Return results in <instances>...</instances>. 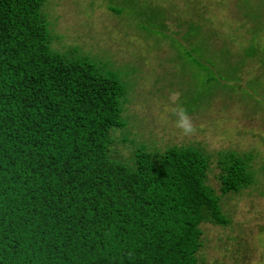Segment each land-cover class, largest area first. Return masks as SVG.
<instances>
[{"label": "trees", "instance_id": "obj_1", "mask_svg": "<svg viewBox=\"0 0 264 264\" xmlns=\"http://www.w3.org/2000/svg\"><path fill=\"white\" fill-rule=\"evenodd\" d=\"M46 2L0 0V264H203L200 225L230 224L221 199L258 184L259 175L264 181L259 152L136 142L125 111L137 67L114 66L78 46L54 49L59 36ZM113 2L111 12L147 35L178 41L190 79L205 84L202 106L215 95L211 87L232 86L254 108L264 106L259 13L242 12L250 22L242 49L214 40L208 56L204 43L214 32L197 21L167 33L160 7ZM179 94L185 114L201 107L199 97Z\"/></svg>", "mask_w": 264, "mask_h": 264}, {"label": "rangeland", "instance_id": "obj_2", "mask_svg": "<svg viewBox=\"0 0 264 264\" xmlns=\"http://www.w3.org/2000/svg\"><path fill=\"white\" fill-rule=\"evenodd\" d=\"M113 1L47 0L44 11L51 30L59 36L52 43L54 49L78 46L95 57L111 59L114 66L129 63L137 67L125 111L127 127L135 141L156 150L167 145H197L209 152L251 150L259 152L255 167L264 161V106L254 108L250 100L243 99L245 91L237 86H232L230 92L211 87L209 91L215 95L202 106L205 84L202 79H190L188 59L178 41L167 42L157 35H147L135 27L129 16L111 12L107 5ZM141 1L164 10L167 33L181 34L185 26L179 22L189 19L212 30L213 39L204 43L208 56L215 52L211 50L214 40L217 46L225 43L234 52L245 46L250 22L242 12L251 16L259 13L264 18V0H242V8L236 0ZM177 24L180 26L176 27ZM257 69L258 63L251 64L252 73ZM245 80L242 79L240 87ZM179 93L184 98L200 99L201 107L185 114L189 131L175 123L176 110L180 108ZM258 179L260 182L253 187L221 199L230 219L228 226L200 225L201 263L264 264V181L260 175ZM208 183L217 190L212 174Z\"/></svg>", "mask_w": 264, "mask_h": 264}, {"label": "clouds", "instance_id": "obj_3", "mask_svg": "<svg viewBox=\"0 0 264 264\" xmlns=\"http://www.w3.org/2000/svg\"><path fill=\"white\" fill-rule=\"evenodd\" d=\"M176 126L182 128L184 131H189L187 117L182 108L176 110Z\"/></svg>", "mask_w": 264, "mask_h": 264}]
</instances>
